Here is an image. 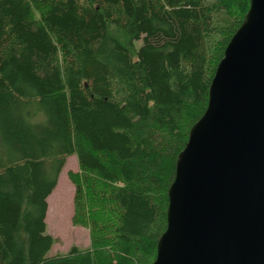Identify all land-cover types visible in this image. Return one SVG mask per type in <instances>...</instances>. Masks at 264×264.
Returning <instances> with one entry per match:
<instances>
[{"label":"trees","instance_id":"1","mask_svg":"<svg viewBox=\"0 0 264 264\" xmlns=\"http://www.w3.org/2000/svg\"><path fill=\"white\" fill-rule=\"evenodd\" d=\"M249 9L0 0V264H154L178 157ZM72 156L91 245L52 256L48 199Z\"/></svg>","mask_w":264,"mask_h":264},{"label":"water","instance_id":"2","mask_svg":"<svg viewBox=\"0 0 264 264\" xmlns=\"http://www.w3.org/2000/svg\"><path fill=\"white\" fill-rule=\"evenodd\" d=\"M154 264H264V0L231 39L169 190Z\"/></svg>","mask_w":264,"mask_h":264},{"label":"rangeland","instance_id":"3","mask_svg":"<svg viewBox=\"0 0 264 264\" xmlns=\"http://www.w3.org/2000/svg\"><path fill=\"white\" fill-rule=\"evenodd\" d=\"M34 16L40 17V12L34 11ZM136 45L139 48L142 42ZM79 172L77 157H69L60 175L58 186L48 199L49 208L46 219L48 234L56 240L50 253L52 256L66 255L74 246L87 249L91 245L89 229L75 226L73 223L75 185L70 179V174Z\"/></svg>","mask_w":264,"mask_h":264}]
</instances>
